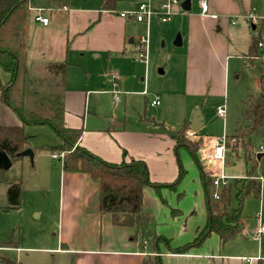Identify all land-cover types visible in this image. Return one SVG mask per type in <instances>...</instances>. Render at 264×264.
Segmentation results:
<instances>
[{
    "label": "rangeland",
    "instance_id": "1",
    "mask_svg": "<svg viewBox=\"0 0 264 264\" xmlns=\"http://www.w3.org/2000/svg\"><path fill=\"white\" fill-rule=\"evenodd\" d=\"M32 1L35 9L31 11L30 18V50H33L34 45L39 48H49L51 45L55 52V48H60L63 43L62 36L65 33L63 26L66 23V15L61 14L62 12H51L49 0ZM143 1L121 0L114 11H109L106 14V12H102L103 0H73L70 3V10L77 16L96 10L98 14L99 12H102V15L105 14V18L117 19L121 12L136 11ZM179 1L180 4L184 2V0ZM191 1L190 11H184L179 5L172 21L166 24L162 23L157 15H153L146 22H137L133 18H127L125 20V24L128 26L127 50L123 52L124 54L116 55L114 58H112L113 55H110V60L107 58L106 52H102L101 55L99 52L90 50L85 57L88 64L87 78L83 73H80L79 69L69 68L70 74L73 70L75 72V80L70 84L75 90L81 89L86 81L90 82L89 90L93 91V95L90 97L87 111L94 110L100 115L126 118L127 121L140 112L153 124H158L153 126L175 131L181 129L189 116L199 110L205 118L199 134L210 138L230 137L235 135L240 127H245L246 123L242 115L243 101L249 91L254 96L259 94L255 92L257 89L256 79L260 76L259 65H264L263 60H260L254 67H246L242 62L243 56L249 53L251 36L255 34L252 22L248 18L224 16L225 19H229L230 23L235 20L236 24L228 27V35L222 33L218 35V40L222 45H226L229 60L226 64V73L224 66L222 67V71L227 77L217 78L219 76L218 68L210 58L190 57L188 59L189 51L191 52L192 49L189 39L190 16L192 14L200 15V0ZM207 2L211 5L208 0ZM247 2L248 5L251 4L250 13L264 17V0H247ZM38 14L49 16L51 25L44 27L41 23L36 22L35 17ZM59 14L61 15L59 16ZM103 22L106 23V27L110 26L108 20ZM243 27L244 29L237 33ZM131 39L134 40L133 44L129 42ZM142 40L146 43L147 57L145 60L137 61V46ZM180 40H182V45H178ZM52 59H55L53 52ZM79 60L83 61L82 58L70 57V61ZM248 60L252 62L251 58ZM115 83H118L116 89L120 92L118 103L114 102L113 97ZM157 98L161 103L159 106L153 107L151 102ZM219 108L224 111V116L218 114ZM125 111L127 112L125 113ZM25 137L30 140L29 142L34 148L59 147L61 144V139L49 125L27 126ZM251 139L255 145L258 146L261 143V146H264V127L259 133L253 134ZM231 141V138H227V142ZM231 146H234V143ZM228 147L227 145L226 149ZM239 147L244 150L243 145L240 144ZM199 156L205 170L211 176L214 174V177L218 178L222 184L224 182L222 176L228 175L229 166L223 167L220 164L211 163L212 171L207 167L208 159L202 157V154ZM51 157L52 152L39 151L33 162L25 158L23 159L25 163L22 166L16 162L11 169L5 171L9 178L22 179L24 194L20 210L4 211L1 205L8 204V187L0 183V244L13 243L12 247L0 246V264L71 263L70 259L62 261L59 255L47 251L52 249L57 241L56 233H58L59 227L56 220L61 185L60 159L54 160ZM259 175L264 176V166H260L256 174L257 181V178L261 177ZM194 177L195 175H193ZM233 180L229 179L228 182ZM89 184L87 183L85 186L84 192L85 199L89 200L90 198L85 209L87 213L96 210L95 205L98 201V195L96 193L92 195L89 192L87 187ZM92 186L96 187L93 183ZM221 189L222 187L213 188L214 192L219 193ZM184 200L185 205H189L190 199L184 198ZM232 204L235 206L237 202L234 200ZM42 210L44 211L42 219L33 213ZM46 218L47 222H45ZM242 221L250 235L259 227H264V189L260 198L253 196L247 198ZM151 223L152 231L162 230L159 221L155 218ZM37 224L42 225L38 233V229H35ZM129 229L138 233L137 228L133 226H125L120 230ZM95 230L97 235L104 240L113 238L118 232L109 230L105 222L97 225ZM146 237L149 235L147 234ZM260 238L261 243L264 244V234Z\"/></svg>",
    "mask_w": 264,
    "mask_h": 264
},
{
    "label": "crops",
    "instance_id": "2",
    "mask_svg": "<svg viewBox=\"0 0 264 264\" xmlns=\"http://www.w3.org/2000/svg\"><path fill=\"white\" fill-rule=\"evenodd\" d=\"M208 1L211 4L210 7L213 12L219 17H204L201 15L197 16V14L190 16L189 39L192 49L191 52L189 51L188 59L190 57H197L196 59L210 58L218 68L219 76L217 78H224L227 75H224L222 67L224 66L226 73L229 55L227 54L226 45H222L221 41L218 40V35L219 33L228 35V27L235 25L232 22L230 23L229 19H225L224 16L246 18V15L250 13L251 4L248 5L247 0ZM53 11L62 12L61 14L66 15V23L63 26L65 28V33L62 36L63 43L60 48H55V52L51 48V45L49 48H39L34 45L31 51L29 44V64L33 61L67 60L71 64L69 68L79 69L80 73H83L87 78L88 64L85 61V57L90 50L99 52L101 55L102 52H106L108 59L110 55H113L112 58H114L116 55L124 54L123 52L127 50L128 26L125 24L126 19L119 16L117 19L105 18V14L102 15L112 10L104 11L102 9L103 13L99 12V14L96 10H91L77 16L70 10L69 5L67 9L51 10V12ZM44 17L49 19V24L47 26L41 24L44 27H49L51 25V18L49 16ZM105 20L110 22V26L106 27V23L103 22ZM243 29L244 27L239 29L237 33ZM252 29L255 34L250 39L249 53L252 39L259 33L256 27L252 26ZM129 42L133 44L134 40L131 39ZM52 52L55 55V59H52ZM30 53L31 56H29ZM249 53L242 58V62L246 67H252L246 65L245 62ZM70 57L82 58L83 61H70ZM69 68L66 77L67 90L64 99L66 109L65 124L70 128L84 130L82 137L77 142V146L85 148L94 155L113 164H129L132 161L145 162L150 172L151 182L155 186L144 189L143 208L145 212L151 214L152 220L155 218V220L159 221L162 230L152 231L150 225L142 233H135L133 229L120 230L125 228V226L116 225L111 215H103L98 212V201H96V208L94 207L96 210L87 213L85 209L87 204H89L90 198L89 200L85 199V186L87 183H90L87 186L89 192L92 195L95 193L98 195V183L92 181L87 175L65 172L60 159L61 185L59 187L60 193L58 195V215L56 220L59 230L56 233V244L52 249H48L47 251L59 255L62 261L70 259L71 263L67 264H142L147 255L157 254L150 241V235L153 233L169 238L173 247H179L192 242L207 222V208L204 189L200 180V172L195 166L189 151L180 149L178 159L175 152L176 142L167 135L166 130L168 129H159L153 126L156 123L153 124L140 112L137 116H133L127 121L126 118L100 115L94 110L92 112L90 110L87 111L90 97L93 95V91L89 90L90 82L86 81L81 89L75 90L72 85L70 86L71 82L75 80V72L73 70L70 74ZM260 68L259 66V71ZM0 77L5 82L9 79L8 75L4 74L1 69ZM260 82L261 72L258 79H256V91L254 89L259 94L261 90ZM115 84L113 91H118L116 89L118 83ZM250 95H252L251 91H249L246 99L243 101L242 115L245 109V101ZM113 97L114 102L118 103L120 101V97L118 101L115 100L114 93ZM192 119L193 115H190L185 122L189 123L190 129L194 131L192 129ZM204 122L205 118L203 117L202 127ZM0 124L9 127L21 125L14 112L2 102H0ZM196 135L197 138L194 140H201L200 151L211 146L210 140L213 138L200 135L199 131H196ZM232 136L226 137L231 138ZM29 141L28 148L34 151L35 157L39 151H42L39 149L42 147L34 148ZM232 143L234 142H226L225 148L227 145L229 147L225 151L224 164L221 160H207V167L213 171L211 163H217L223 167L229 166L228 175L225 174L226 177L229 179L246 178L249 175L252 162L247 161L243 149L239 146L235 149V147L231 146ZM261 145L260 143L258 146ZM241 150L243 152H240ZM25 158L30 159L29 157H23L22 160L18 161L21 166L25 163L23 160ZM51 158L54 159L53 157ZM179 161L185 170V175L176 187H167L174 184L178 179ZM232 164L234 166H231ZM260 166L263 165L259 161L257 167L252 171V178L256 179ZM32 169H34V166H32ZM193 175H195L194 178ZM212 178L216 179L214 174ZM92 183L96 185L97 189L92 186ZM213 187H215L214 184ZM184 198L190 199L189 205H185ZM4 206L6 205H1V208ZM33 213L40 219L44 217L43 210L40 212L34 211ZM198 215H200L199 218ZM47 221L46 218L45 222ZM101 222H105L109 230L118 231L113 238L104 240L97 235L95 229ZM243 224L244 230L242 236L231 239L225 244H221L219 236L212 233L201 247L194 248L187 253H173L163 248L160 254L163 264H264V244L260 241V236L263 234L259 236L257 233L263 226L250 235L246 230L244 222ZM40 226L42 225L37 224L35 227V229H38L37 233ZM167 229L168 231H166ZM147 234L149 237H146Z\"/></svg>",
    "mask_w": 264,
    "mask_h": 264
},
{
    "label": "trees",
    "instance_id": "3",
    "mask_svg": "<svg viewBox=\"0 0 264 264\" xmlns=\"http://www.w3.org/2000/svg\"><path fill=\"white\" fill-rule=\"evenodd\" d=\"M73 0H49L52 10L63 9ZM121 0H103L104 11L115 10ZM31 0H0V69L8 75V81L0 77V102L10 108L19 119L20 126L0 124V152H6L13 163L22 160L21 152L29 147L25 137V128L31 125H49L61 139L59 147L40 148L42 151L64 154L61 159L63 170L67 173H81L98 183V212L111 215L113 222L119 226H133L142 233L152 222L151 214L144 211L143 192L147 187L155 186L151 182L147 164L143 161H132L129 164H113L77 146L84 130L70 128L65 124V93L67 90V71L70 62L33 61L29 64V33L31 11L34 9ZM259 36L252 39L250 53L246 58L252 61L259 54ZM261 90L258 96L250 95L245 101L243 118L245 127H240L231 137L235 149L244 146L247 161L252 162L248 177L234 179L220 191V200H214L213 178L205 170L199 151L201 140L188 137L189 123L176 131L166 130L167 135L175 140V152L179 159L180 149L189 151L200 172L204 189L207 222L197 237L190 243L173 247L169 238L150 235L151 244L156 255H147L142 264H163L162 249L173 253H187L201 247L212 233L219 236L221 244L242 236V208L246 198H260V182L251 177L258 162L264 166V153H260L251 136L259 133L264 127V66H260ZM231 145V144H229ZM259 154L260 158H259ZM185 175L179 161V176L171 187H176ZM0 183L8 187V204L2 210L20 209L23 199L24 183L21 178H9L5 170L0 169ZM237 204L234 206L233 201ZM13 243L0 244L12 247Z\"/></svg>",
    "mask_w": 264,
    "mask_h": 264
},
{
    "label": "built area",
    "instance_id": "4",
    "mask_svg": "<svg viewBox=\"0 0 264 264\" xmlns=\"http://www.w3.org/2000/svg\"><path fill=\"white\" fill-rule=\"evenodd\" d=\"M181 5L179 0H144L141 2L136 9V11L132 13H125L121 12L119 13V16L123 19L127 18H133L137 22H146L148 19H150L153 15H157L159 20L166 24L172 21L174 15L176 14V9L177 7ZM63 9H67V7H64ZM199 9H200V15L201 16H213V17H219L215 13L212 12V9L210 5L208 4L207 0H200L199 1ZM246 18L251 20L252 26L256 27L257 29L260 30L258 33L259 36V42H258V47H259V54L255 58L254 61L249 62V66H256V64L260 61H264V17H258L254 13H249L246 15ZM36 22H40L43 25L47 26L49 24V19L44 17L42 14H38L35 17ZM233 24H236V21L232 22ZM137 61H142L145 60L147 57V49H146V43L144 40L140 42V44L137 46ZM254 62V63H253ZM261 66V65H259ZM264 66V65H263ZM114 96L115 100H119V92L114 91ZM160 105L159 99H155L152 102V106H158ZM218 114L220 116H224L225 113L224 111L219 108ZM188 137L191 139L197 138L196 132L195 131H188L187 133ZM227 142V137H219V138H213L210 140L211 146H209L206 149L201 150L200 154H202V157L208 160H221L223 161V164L225 162V145ZM260 153H264V146H260L259 148ZM60 155V156H59ZM64 154H58V153H53L52 157L54 159H62ZM223 178V183L221 184L220 180L218 178L213 180V184L216 188H220L223 186H226L228 182V177H225L224 175L222 176ZM258 181L260 182V187L261 191L264 189V176H261L260 178H257ZM214 199L219 200L220 199V193L216 192L214 193ZM258 235L264 234V227L260 228L258 230Z\"/></svg>",
    "mask_w": 264,
    "mask_h": 264
},
{
    "label": "water",
    "instance_id": "5",
    "mask_svg": "<svg viewBox=\"0 0 264 264\" xmlns=\"http://www.w3.org/2000/svg\"><path fill=\"white\" fill-rule=\"evenodd\" d=\"M182 8L185 11H190L192 8V2L191 0H185L182 3ZM178 45H181V40L180 42H178ZM202 122H203V117L201 114V111H196L193 115V119H192V129L196 132L199 131L202 127ZM21 157H29L31 159V161L34 160V151L30 148L26 149L25 151L21 152L20 154H18ZM261 154H259L258 156L260 157ZM13 165L12 160L9 158V156L7 155L6 152H0V169H3L5 171H8L9 169H11Z\"/></svg>",
    "mask_w": 264,
    "mask_h": 264
}]
</instances>
